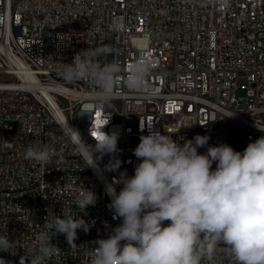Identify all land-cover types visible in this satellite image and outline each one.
Wrapping results in <instances>:
<instances>
[{
  "label": "built area",
  "instance_id": "1",
  "mask_svg": "<svg viewBox=\"0 0 264 264\" xmlns=\"http://www.w3.org/2000/svg\"><path fill=\"white\" fill-rule=\"evenodd\" d=\"M0 25V234L18 247L0 257L12 264L36 243L45 220L66 212L95 222L87 233L77 230L78 246H97L122 223L108 208L106 185L125 170L134 174L140 161L133 151L147 124L176 140L209 136L200 153L220 144L243 151L264 135L255 127L264 128V0H0ZM104 44L117 47L125 72L141 55L151 72L143 91L129 90L130 102L97 108L90 81L66 84L59 72L77 52ZM81 112L92 113L95 125L111 115L103 131L118 134V170H106L107 154L96 169L84 168L72 144L58 137L55 121L68 119L94 146L91 116ZM36 142L56 149L52 163L23 158ZM80 185L97 197L83 213L75 203ZM114 186L119 192L123 185ZM50 235L62 251L49 264H88L63 235Z\"/></svg>",
  "mask_w": 264,
  "mask_h": 264
},
{
  "label": "clouds",
  "instance_id": "2",
  "mask_svg": "<svg viewBox=\"0 0 264 264\" xmlns=\"http://www.w3.org/2000/svg\"><path fill=\"white\" fill-rule=\"evenodd\" d=\"M109 54H113L111 60ZM150 72L151 63L143 55L125 72L117 47L104 44L77 52L70 64L63 63L59 75L66 84L90 81L94 85L92 102L103 108L111 107L122 83L130 91H143ZM85 114L91 116L88 132L94 146L68 119L55 123L61 133L58 137L72 144L73 154L82 159L84 168L96 169L105 154L117 152L118 134L103 131L111 115L107 122L95 125L92 113H80ZM140 127L143 131L145 124L141 122ZM255 127L264 132L257 122ZM147 129L148 134L140 136L133 151L140 161L134 174L128 176L125 170L118 180L106 185L111 199L108 208L113 219L122 223L92 247L78 246L75 241L77 230L87 233L94 221L69 212L45 220L44 230L31 249H24L19 264H49L58 256L62 250L52 243L53 232L66 238L71 253L86 255L88 264H221L222 259L228 264H264V135L249 142L243 151L220 144L200 153L198 149L210 139L207 135L176 140L167 130L169 134H161L151 124ZM55 156V148L39 142L23 153L25 160L42 165L52 163ZM120 165L119 160H110L105 168L111 172ZM117 183L123 185L119 192L114 186ZM96 201V194L80 185L75 196L80 213ZM15 245L7 232L0 234V252L16 255ZM0 264L12 262L0 257Z\"/></svg>",
  "mask_w": 264,
  "mask_h": 264
},
{
  "label": "bare ground",
  "instance_id": "3",
  "mask_svg": "<svg viewBox=\"0 0 264 264\" xmlns=\"http://www.w3.org/2000/svg\"><path fill=\"white\" fill-rule=\"evenodd\" d=\"M4 39V32H2V25H0V42ZM116 98L111 103H122L130 102L129 90L125 89L124 84H121L116 89ZM57 114H65V106H57ZM117 158H122L121 143H117V152L114 154H107L108 161L117 160Z\"/></svg>",
  "mask_w": 264,
  "mask_h": 264
},
{
  "label": "rangeland",
  "instance_id": "4",
  "mask_svg": "<svg viewBox=\"0 0 264 264\" xmlns=\"http://www.w3.org/2000/svg\"><path fill=\"white\" fill-rule=\"evenodd\" d=\"M155 22H156V20H155ZM158 22V21H157Z\"/></svg>",
  "mask_w": 264,
  "mask_h": 264
}]
</instances>
